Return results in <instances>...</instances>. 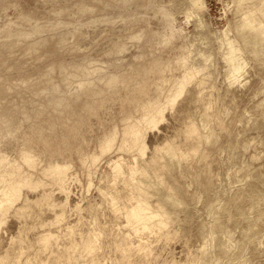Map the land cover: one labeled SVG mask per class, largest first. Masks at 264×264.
Listing matches in <instances>:
<instances>
[{"label":"rangeland","instance_id":"1","mask_svg":"<svg viewBox=\"0 0 264 264\" xmlns=\"http://www.w3.org/2000/svg\"><path fill=\"white\" fill-rule=\"evenodd\" d=\"M168 3L169 0H156L157 5H170ZM205 4L204 21L209 24V45L213 50L214 45L221 44L217 34L239 16L233 0H205ZM173 13L169 21L149 7V0H0V153L19 156L22 147L33 145L41 154L43 164L58 158L71 159L74 163L71 173L78 174V182H72V202L91 193L98 196V178L95 176V184L87 187L89 167L82 164L78 147L83 144L88 152L96 151L98 137L114 123H121L123 115L135 109V101L154 96L157 77H174L183 72L176 58L186 40H190L188 37L200 35L199 28L204 25L182 11ZM221 51L216 52L214 58L221 59L224 50ZM247 54L243 72L233 77L228 76L224 60L216 58L218 63L213 66L218 71L216 88L204 86L202 89L205 94L213 95L214 108L221 110L223 119L225 110L228 114L230 109L238 118L233 117L235 122L228 117L232 118L233 113L226 115L231 133L222 129L221 143L213 145L215 150L210 146L214 156L218 152L215 159L219 157L214 167L217 184L214 183L216 188L214 184L212 187L217 191L220 186L219 193L210 194L205 185H201L197 193L195 179L188 178L186 184L187 178L178 172V179L185 180L181 185L195 181L194 186L182 185L186 190L182 188L184 197H190L191 192H196L197 197L204 190L203 197L198 196L202 199L191 201L193 210L190 211L195 223L190 224L186 233L189 237L183 236L189 243L191 240L197 244L191 243L194 245L191 246L183 242L182 237L172 239L166 249L161 240L155 239L152 245L161 258L158 261L161 263L155 264H171L172 259L176 260H172V264H183L189 247L185 245L195 248L201 243L197 231L198 225L204 222L214 231L212 264H264V150L261 152L264 149V56L261 55L262 60L261 56L258 59L252 53ZM182 101L180 105L184 104ZM190 103L192 106V101ZM193 107L189 112L200 122L198 105L196 109ZM176 108L178 111V106ZM172 111L166 112L159 129L148 131L150 149L175 135L184 113L180 117L178 112V118L176 111L174 114ZM253 136L261 140L260 144L251 138ZM250 138L257 144L249 143L256 147L245 143ZM217 146L221 148L218 150ZM114 152L119 154L117 151L109 153L101 160V165L106 164L108 157L116 156ZM255 152L257 156L253 155ZM173 172L176 176L177 171ZM202 176L205 174L201 175V180ZM206 191L209 204L220 205L216 212H222V216L214 213L212 205L207 206ZM54 192L61 198L58 188ZM186 192L190 196L185 195ZM208 209L214 211L209 213ZM51 214L45 212V216ZM13 215L8 217L4 228H0L5 242L21 225ZM247 232H250L249 238Z\"/></svg>","mask_w":264,"mask_h":264},{"label":"bare ground","instance_id":"2","mask_svg":"<svg viewBox=\"0 0 264 264\" xmlns=\"http://www.w3.org/2000/svg\"><path fill=\"white\" fill-rule=\"evenodd\" d=\"M233 2L239 16L238 20L229 21L221 31L217 30L220 31L217 36L221 44L220 46L216 44L219 49L216 45L213 47L216 52L224 50L223 56H220L222 53L219 56L224 60L222 62L229 71V77L241 75L248 61L247 52L254 54L258 59L261 55L264 56V0ZM169 3L170 5H157L156 0H149V7L169 21L174 17L173 11H182L187 17L196 18L192 20L198 21V24H203L204 27L199 28L200 35L193 34L195 38L188 34L193 39L183 33L190 40H186L182 46L183 51L176 58V62L183 67L181 74L174 77H157L154 96L135 101V109L124 114L121 123H114L98 137L96 151L88 152L83 144L79 145L80 160L83 165L89 167L87 187L95 184L97 176L98 196L93 192L92 197L90 195L72 202V182L74 180H77L75 183L78 182L76 176L78 174L71 173L74 166L71 159L58 158L43 164L41 154L33 145L22 147L19 156L0 153V228L13 214L21 223V225L17 223L20 227L18 226L16 234L11 233V236L9 234L8 239L5 237L6 242L3 234L0 235V264L161 263L158 262L161 259L160 254L152 245L153 240H161L165 247L172 239L180 240L185 237L191 227L190 224L195 223L193 211H190L191 208L193 210V207L190 208L193 206L191 201L195 198H198L195 201H199L204 190L197 194L198 196L202 194L200 198L196 197L194 194L196 192H191V196L186 192L185 195L188 194L190 198L182 194L184 187L190 184L194 186L196 181L197 188L196 186L194 188L197 193L200 192L201 185L207 186L202 189L209 190L210 194L219 193L220 186L217 185L218 192L213 190L217 174L214 168L215 161L217 162L219 157L218 160L215 159L218 152L215 151L214 156L210 146L212 145L215 150L217 142L221 143L222 129L224 132H227L226 129L230 131L228 125L230 127L231 123L227 121L226 115H231L234 111L230 109L227 114L225 110L223 119L221 110L214 108L216 103L213 95L205 94L202 90L204 86H216L218 71L213 66L219 58L216 57L217 60L214 58L216 52L209 45L211 33L203 15L206 9L205 0H169ZM179 34H182V29ZM221 59L219 58V61ZM162 79L164 82H160ZM144 92L146 95L149 94L147 90ZM211 93L213 94V91ZM180 100H183V105H180ZM188 104L189 108L191 106L190 110ZM194 104L198 105L200 110L197 108L201 116L200 122L194 117L195 114L189 112ZM168 110H175L177 113L172 111L175 115L180 112V117L184 113L183 118L179 120L182 122H179L177 126L179 128H175L174 136L164 138L162 143L160 141L158 142L160 144H154V148L150 149L151 146L149 147L147 143L148 131L160 128L159 124L166 119ZM233 114L232 118L228 117L233 119L236 112ZM176 117L179 118V115ZM251 138L255 139L254 136ZM250 139L245 143L249 141L255 143ZM257 139L255 140L260 144L261 140ZM252 143L247 145L250 146ZM217 148L219 150L221 147ZM148 149L152 150L151 153ZM113 151L119 154L114 152L117 155L108 157L106 164L101 165V160ZM255 153L256 155H253L257 156V152ZM260 155L262 156V153ZM210 158L212 162L214 161L213 166ZM173 171H177L176 176L172 174ZM178 172L181 177L187 178L186 184L189 179L195 181L192 183L190 180L188 185L182 184L183 187L181 183L185 180L183 182L178 179ZM204 174L201 180V175ZM53 186L58 188L62 194L61 198L55 195L56 189ZM96 186L94 185V191ZM30 192H33V195ZM205 196L208 197L205 198L208 199V204L211 203L209 194ZM215 205L216 202L211 206L215 211L208 209L209 213L213 210L222 216V212H216L220 205H216L218 207ZM47 211L52 214L45 216ZM205 223L198 225L197 232L199 237L201 236L198 247L190 248L195 243L188 239L189 243L184 237L181 239H185L183 242L190 245L193 243L191 246L185 245L186 248L189 246V249H186L183 264L185 262L212 264L214 257L211 247L215 246L214 231L208 229L209 226L207 227ZM250 232H247L246 237ZM197 236L198 234L195 237ZM158 250L160 252L161 249Z\"/></svg>","mask_w":264,"mask_h":264}]
</instances>
